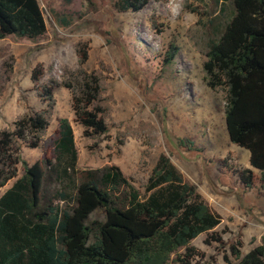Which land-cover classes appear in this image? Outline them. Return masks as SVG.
<instances>
[{
	"label": "trees",
	"instance_id": "trees-1",
	"mask_svg": "<svg viewBox=\"0 0 264 264\" xmlns=\"http://www.w3.org/2000/svg\"><path fill=\"white\" fill-rule=\"evenodd\" d=\"M149 1L120 0L116 8L139 11ZM216 1L222 9L201 46L204 81L224 92L230 139L250 152L264 182V0ZM46 33L39 0H0V40H36ZM171 48L169 62L177 50ZM79 56V69L40 89L45 69L38 65L33 81L46 107L0 130V187L15 179L0 197V264H170L174 255L175 264H190L192 242L218 228L223 217L167 155L160 156L143 195L118 166L79 171L74 128L62 118L42 160L30 166L22 159L23 143L39 147L50 127L57 86L71 91L86 136L107 133L103 79L83 68L86 50L80 48ZM14 63L11 56L4 64L5 83ZM241 180L252 188L255 175L244 170ZM239 244L233 248L237 264H264V237L245 256Z\"/></svg>",
	"mask_w": 264,
	"mask_h": 264
},
{
	"label": "rangeland",
	"instance_id": "rangeland-1",
	"mask_svg": "<svg viewBox=\"0 0 264 264\" xmlns=\"http://www.w3.org/2000/svg\"><path fill=\"white\" fill-rule=\"evenodd\" d=\"M120 0H39L47 23L45 36L32 40L10 36L0 40V82L4 64L15 58L14 74L0 98V130L43 104L33 72L43 65L45 78L63 81L67 71L80 68L79 49L86 50L83 68L103 79L105 134L85 135L76 121L72 93L66 117L73 125L79 171L118 166L140 192L162 154L170 157L185 178L223 217L222 224L194 240L190 264H237L233 248L242 243L245 256L264 237V182L251 165L250 152L232 143L226 125L225 94L210 89L203 70L201 46L210 22L220 14L216 0H150L139 11L120 12ZM177 47L171 62L168 53ZM63 50L64 62L53 61ZM59 109L51 130L57 125ZM51 130L42 145L23 143L22 159L30 166L42 160L51 145ZM184 141V143L182 142ZM250 170L254 185L247 188L241 173ZM24 173L19 166V175ZM15 179L0 187V197ZM185 251L182 250L181 253ZM173 256L170 264H175Z\"/></svg>",
	"mask_w": 264,
	"mask_h": 264
},
{
	"label": "crops",
	"instance_id": "crops-1",
	"mask_svg": "<svg viewBox=\"0 0 264 264\" xmlns=\"http://www.w3.org/2000/svg\"><path fill=\"white\" fill-rule=\"evenodd\" d=\"M47 30H48V27H47ZM10 37V36H9ZM4 40V39H3ZM57 58L53 61V63L52 64H54V62H57V63H61V62H64V60L67 58V56L64 54V51L63 50H59V52H58V54H57ZM14 72H15V70H14ZM14 72H13V74H14ZM13 74H12V76H13ZM45 75H46V71H45ZM12 76H11V78H10V80L12 79ZM45 78V76L42 78V80ZM41 80V81H42ZM59 82H61V81H59ZM59 87H63V86H57L55 89H54V92H55V90L57 89V88H59ZM68 90V89H67ZM37 91V90H36ZM70 91V90H69ZM6 92V91H5ZM4 92V93H5ZM37 93H38V91H37ZM54 94V93H53ZM4 94H2L1 96H0V98L3 96ZM38 96H39V94H38ZM39 98H40V96H39ZM54 99H55V96H54ZM40 100H41V102H42V104H43V108H42V110L46 107V104L42 101V99L40 98ZM55 101H56V104H55V107H54V112H53V116H54V113L56 112V109H59V111H60V114H58L57 116V122H58V125L53 129V130H51V126H52V121H53V116H52V119H51V122H50V127H49V129H48V131L49 130H51V135L53 134V137L55 136V134H56V132H57V130H58V127H59V120L60 119H62V118H66L67 116L68 117H70V111L69 110H67V109H65L66 107H68V106H70V97L68 96V94L66 93V95L65 94H62V96H61V98H60V102H58L56 99H55ZM72 104H73V96H72ZM67 119V118H66ZM47 131V132H48ZM75 133V132H74ZM48 134H49V132H48ZM53 139V138H52ZM52 139H51V141H52ZM43 143V142H42ZM42 143L40 144V145H42ZM45 154V153H44ZM44 157V156H43ZM7 186V185H6ZM6 192V191H5Z\"/></svg>",
	"mask_w": 264,
	"mask_h": 264
}]
</instances>
